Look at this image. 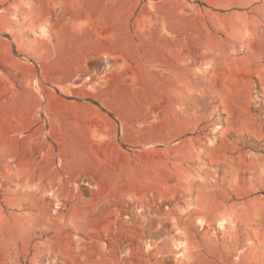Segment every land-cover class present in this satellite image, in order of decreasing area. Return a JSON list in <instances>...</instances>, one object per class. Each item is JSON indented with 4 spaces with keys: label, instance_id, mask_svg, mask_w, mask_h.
<instances>
[{
    "label": "rangeland",
    "instance_id": "rangeland-1",
    "mask_svg": "<svg viewBox=\"0 0 264 264\" xmlns=\"http://www.w3.org/2000/svg\"><path fill=\"white\" fill-rule=\"evenodd\" d=\"M40 39L176 54L62 75ZM0 264H264V0H0Z\"/></svg>",
    "mask_w": 264,
    "mask_h": 264
},
{
    "label": "crops",
    "instance_id": "crops-1",
    "mask_svg": "<svg viewBox=\"0 0 264 264\" xmlns=\"http://www.w3.org/2000/svg\"><path fill=\"white\" fill-rule=\"evenodd\" d=\"M153 40L152 46H146L144 39H40L39 46L35 47L32 53L40 54L42 59H55V68L58 74L62 75L81 72L86 64L92 69L108 68V65L97 66L96 61L106 63L108 60L114 62L118 60L120 65L121 59L132 60L135 67L140 69L145 66L151 68L149 64L159 65L162 60L171 64V56L175 57L176 48L162 46L160 39ZM114 62L112 65H115ZM87 164L86 157H74L73 175L81 174ZM108 172L106 168L99 172L100 182L106 184Z\"/></svg>",
    "mask_w": 264,
    "mask_h": 264
},
{
    "label": "bare ground",
    "instance_id": "bare-ground-1",
    "mask_svg": "<svg viewBox=\"0 0 264 264\" xmlns=\"http://www.w3.org/2000/svg\"><path fill=\"white\" fill-rule=\"evenodd\" d=\"M86 30V29H85ZM88 30V29H87ZM80 31H81V29H74V28H71V30H70V32L72 33V36L74 37V38H77V36L79 35V33H80ZM89 31H91V30H89ZM88 31V33H92V32H89ZM87 33V32H86ZM95 36V35H94ZM51 194V193H50Z\"/></svg>",
    "mask_w": 264,
    "mask_h": 264
}]
</instances>
